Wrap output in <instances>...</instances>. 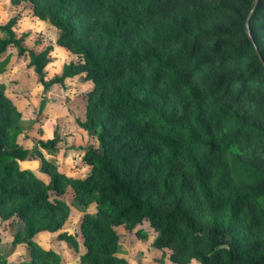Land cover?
Listing matches in <instances>:
<instances>
[{
	"label": "trees",
	"instance_id": "obj_1",
	"mask_svg": "<svg viewBox=\"0 0 264 264\" xmlns=\"http://www.w3.org/2000/svg\"><path fill=\"white\" fill-rule=\"evenodd\" d=\"M11 1L31 3L78 61L46 79L49 51L23 47L16 17L0 25V55L26 56L44 93L81 75L91 81L78 125L98 132L99 150L85 151V177L58 173L46 184L20 169L29 152L0 106L1 220L57 231L69 207L51 194L69 186L94 206L81 225V264H127L115 228L145 222L172 264H264V0ZM56 142L39 146L57 152ZM26 246L25 264H46Z\"/></svg>",
	"mask_w": 264,
	"mask_h": 264
},
{
	"label": "rangeland",
	"instance_id": "obj_2",
	"mask_svg": "<svg viewBox=\"0 0 264 264\" xmlns=\"http://www.w3.org/2000/svg\"><path fill=\"white\" fill-rule=\"evenodd\" d=\"M12 17L17 18L14 32L17 38H24L23 47L36 54L49 51V63L44 70L46 79L59 76L64 65L78 61L76 55L57 46L58 30L39 20L31 3L15 5L11 0H0V25L6 24ZM78 22L81 25L90 24L85 18H79ZM0 39H5L1 32ZM8 54L11 58L3 65ZM92 88V82L81 75L67 79L64 86H53L44 93L37 75L28 67L26 56L18 57L14 48L0 55V106L10 127L19 132L18 145L29 152V157L19 162L21 170L30 172L46 184L58 173L70 178H83L88 174L90 167L83 162V157L86 150H99L98 132L87 133L79 127L78 121L85 118L87 94ZM161 93L168 102L172 101L168 92L163 90ZM53 138H57V152L43 150L39 146L40 142ZM41 158L47 160L53 169L43 171ZM51 196L69 207L65 217L58 219L63 221L57 231L29 230L22 220L2 221L0 218V252L6 264H25L29 254L28 241L43 253L42 260L46 264H81L80 256L86 252L81 225L85 212L94 211V206L87 209L81 206L69 186H66L63 195L52 193ZM115 230L120 238L116 255L124 258L127 264H172L168 249L154 247L157 233L147 222L134 230H128L124 225ZM64 235L73 237L76 246L61 238ZM17 236L19 243L15 244ZM189 264L199 263L192 261Z\"/></svg>",
	"mask_w": 264,
	"mask_h": 264
},
{
	"label": "water",
	"instance_id": "obj_3",
	"mask_svg": "<svg viewBox=\"0 0 264 264\" xmlns=\"http://www.w3.org/2000/svg\"><path fill=\"white\" fill-rule=\"evenodd\" d=\"M257 1V0H256ZM256 3V2H255ZM251 15V14H250ZM250 15L248 16V18H247V22H246V25L248 26V24H249V19H250Z\"/></svg>",
	"mask_w": 264,
	"mask_h": 264
}]
</instances>
